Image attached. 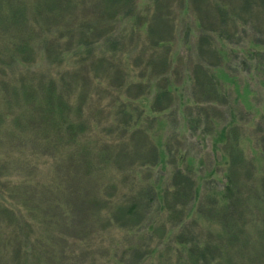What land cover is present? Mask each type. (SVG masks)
Segmentation results:
<instances>
[{
    "label": "trees",
    "instance_id": "16d2710c",
    "mask_svg": "<svg viewBox=\"0 0 264 264\" xmlns=\"http://www.w3.org/2000/svg\"><path fill=\"white\" fill-rule=\"evenodd\" d=\"M64 48L80 56L81 68L65 69L79 79L106 76L138 91L117 126L130 133L118 151L130 196L109 217L139 234V245L150 233L146 260L264 264V0H0V57L16 67L0 95V147L73 148L72 164L94 154L76 150L85 95L69 71L20 86L39 52L63 59ZM9 213L3 250L32 264L33 250L17 244L26 228Z\"/></svg>",
    "mask_w": 264,
    "mask_h": 264
},
{
    "label": "rangeland",
    "instance_id": "374dc122",
    "mask_svg": "<svg viewBox=\"0 0 264 264\" xmlns=\"http://www.w3.org/2000/svg\"><path fill=\"white\" fill-rule=\"evenodd\" d=\"M67 49L62 50L63 59L60 56L39 59L41 52L35 59V55L30 54L29 59H35V62L29 67L30 71L24 72L23 79L19 75L23 80L20 86L24 80L27 85L31 77L37 78L35 81L39 84L43 72L52 77L74 72H68L67 80L80 82L81 95H85L78 118L84 142L79 143L76 150L87 145L96 148L92 157H78L72 164L66 157L74 153L73 148L43 149L33 140L21 143L12 140L9 146L0 147V202L7 211L0 210V264H19L17 255L13 256L11 250H3L2 237L9 236L14 225L9 212L17 214V219L26 228V236L19 238L21 242L17 244L23 242L33 250L32 264H117L127 253L125 264L131 261V264H151L145 254L150 243L155 241L150 233L139 245V234L134 235L115 220L111 222L109 217L110 212L115 213L126 206L130 196L127 193L131 181L125 180V174L128 171L130 175V171L118 169L119 166L128 167L125 162L119 163L118 151L120 145L127 143L130 133L117 126L119 121L127 119L120 111L129 103L130 92L135 95L138 91L134 89L127 93V88L118 89L117 83L106 76L101 83L93 80L92 75L88 82L79 79L82 75L78 74V69L65 70L69 63H81L80 56ZM82 66L80 64L78 68ZM15 70L13 64L0 57V95L8 88L6 84ZM6 95L10 100L14 99L12 94ZM76 98L74 95L73 101ZM116 98L118 102H115ZM0 132L7 134L6 127L0 125ZM251 136L254 141L258 138L256 133ZM243 147L246 152L253 144L246 142ZM7 154L13 159L3 162ZM87 164H93L95 170ZM163 260L172 264L179 262L176 258L168 261L165 257Z\"/></svg>",
    "mask_w": 264,
    "mask_h": 264
}]
</instances>
